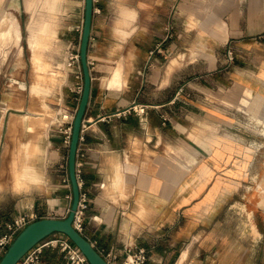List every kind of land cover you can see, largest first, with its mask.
I'll return each instance as SVG.
<instances>
[{
    "label": "crops",
    "instance_id": "1",
    "mask_svg": "<svg viewBox=\"0 0 264 264\" xmlns=\"http://www.w3.org/2000/svg\"><path fill=\"white\" fill-rule=\"evenodd\" d=\"M221 1L215 59L204 73L189 61L193 75L182 82L185 65L166 60V0H94L91 90L77 160L89 198L83 233L114 263L141 244L148 264H264V155L258 149L250 168L230 167L226 101L230 87L264 99V0ZM20 2L0 0V37L21 39L18 23L6 26ZM72 2L60 16L64 73L52 94L33 99L41 84L20 69L4 82L0 71V236L21 213L64 217L72 203L59 120L81 98L65 57L80 46L85 0ZM135 103L148 105L146 113ZM230 178L239 179L235 187ZM36 264L71 263L47 245Z\"/></svg>",
    "mask_w": 264,
    "mask_h": 264
},
{
    "label": "rangeland",
    "instance_id": "2",
    "mask_svg": "<svg viewBox=\"0 0 264 264\" xmlns=\"http://www.w3.org/2000/svg\"><path fill=\"white\" fill-rule=\"evenodd\" d=\"M72 7V0H21L19 11H15V22L12 18L14 13L10 11L6 26L18 23L22 37L18 40L14 33L0 37V71L6 73L4 82H7L14 69H20V73L42 85L41 89L33 88V99H43L55 91L64 73L60 59L64 48L60 35V16L62 11ZM220 9L221 0H166V42L169 47L166 60L175 57L185 65L181 67L182 82H188L190 75H193L188 72L189 61L196 63L191 70L196 68L197 73H204L215 59L217 45L221 43L220 27L224 23L223 18L216 17L221 14ZM43 25L44 29L41 30ZM210 27L211 34L207 32ZM30 30L36 32L37 41L33 46L29 44ZM36 56L40 61H35ZM14 57L20 59V66L12 64ZM232 88H228L229 95L226 96L230 107L228 139L233 156L230 167L239 168L245 164L243 168H250V161L258 149L264 155V99L257 100L259 98L246 88L240 87L238 92ZM1 95L0 86V100ZM244 96L253 100L246 98L244 103ZM229 180L230 186L235 187L239 179Z\"/></svg>",
    "mask_w": 264,
    "mask_h": 264
},
{
    "label": "water",
    "instance_id": "3",
    "mask_svg": "<svg viewBox=\"0 0 264 264\" xmlns=\"http://www.w3.org/2000/svg\"><path fill=\"white\" fill-rule=\"evenodd\" d=\"M93 13L94 0H85L84 23L80 43L81 63L84 72V87L79 105L75 112L72 138L68 151V167L73 192L71 207L64 217L44 216L29 222L11 241L0 259V264H17L32 246L54 232L66 234L87 256L91 264H113L83 232L76 229L73 225V219L78 208L81 193L76 169L77 152L84 114L86 112L91 90V71L87 52L91 35Z\"/></svg>",
    "mask_w": 264,
    "mask_h": 264
},
{
    "label": "built area",
    "instance_id": "4",
    "mask_svg": "<svg viewBox=\"0 0 264 264\" xmlns=\"http://www.w3.org/2000/svg\"><path fill=\"white\" fill-rule=\"evenodd\" d=\"M228 59L232 60L235 57V50L233 46H229L227 49ZM65 63L70 68L77 78L74 89L82 95L84 87V72L81 63V53L79 45H71L66 51ZM89 63V61H88ZM90 67V63H89ZM132 107L139 114H145L148 105L143 103H135ZM76 109L67 110L61 113L60 116V128L64 133V144L68 147L72 138L73 122ZM80 139H83V134L81 133ZM79 152V151H78ZM77 152V157H78ZM76 169L79 184L81 186L82 180L79 177L80 164L79 160L76 162ZM69 198L72 200L73 192L68 194ZM89 198L85 192L80 193V200L78 208L75 212L73 219V225L76 229L83 232L86 220V209L88 207ZM71 207V206H70ZM69 207V209H70ZM40 218L36 212H26L21 213L14 217L13 220L7 223L6 230L0 236V259L6 249L8 248L11 241L15 238L18 232L23 229L29 222ZM52 236H47L43 240L37 242L32 246L24 256L17 262V264H36L41 260L44 249L47 245L58 246L66 255L67 259L71 264H91L87 256L81 251V249L64 233L54 232ZM103 253V252H102ZM104 256L113 264H148L149 253L146 246L141 244H136L128 247V251L121 262L114 263L109 257V253H103Z\"/></svg>",
    "mask_w": 264,
    "mask_h": 264
},
{
    "label": "bare ground",
    "instance_id": "5",
    "mask_svg": "<svg viewBox=\"0 0 264 264\" xmlns=\"http://www.w3.org/2000/svg\"><path fill=\"white\" fill-rule=\"evenodd\" d=\"M9 31V30H8ZM35 55V54H34Z\"/></svg>",
    "mask_w": 264,
    "mask_h": 264
}]
</instances>
